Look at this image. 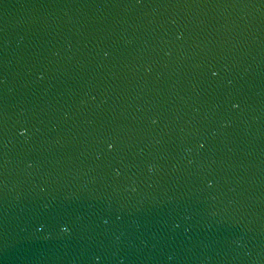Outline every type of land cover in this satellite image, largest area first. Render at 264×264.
<instances>
[{
  "label": "water",
  "instance_id": "1",
  "mask_svg": "<svg viewBox=\"0 0 264 264\" xmlns=\"http://www.w3.org/2000/svg\"><path fill=\"white\" fill-rule=\"evenodd\" d=\"M0 264H264V0H0Z\"/></svg>",
  "mask_w": 264,
  "mask_h": 264
},
{
  "label": "snow or ice",
  "instance_id": "2",
  "mask_svg": "<svg viewBox=\"0 0 264 264\" xmlns=\"http://www.w3.org/2000/svg\"><path fill=\"white\" fill-rule=\"evenodd\" d=\"M109 147L111 148V147H112V145L110 144V145H109Z\"/></svg>",
  "mask_w": 264,
  "mask_h": 264
},
{
  "label": "clouds",
  "instance_id": "3",
  "mask_svg": "<svg viewBox=\"0 0 264 264\" xmlns=\"http://www.w3.org/2000/svg\"><path fill=\"white\" fill-rule=\"evenodd\" d=\"M62 230H66V229H62Z\"/></svg>",
  "mask_w": 264,
  "mask_h": 264
}]
</instances>
